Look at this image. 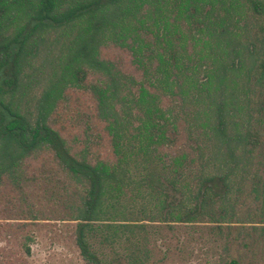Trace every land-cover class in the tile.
I'll list each match as a JSON object with an SVG mask.
<instances>
[{
    "label": "trees",
    "instance_id": "1",
    "mask_svg": "<svg viewBox=\"0 0 264 264\" xmlns=\"http://www.w3.org/2000/svg\"><path fill=\"white\" fill-rule=\"evenodd\" d=\"M249 15L257 25L250 47L256 53L264 48V0H0V172L25 157L49 153L84 184L75 238L88 263L106 264L92 250L88 235L103 215L114 216L105 220L110 234L147 228L142 223L145 219L119 222L115 217L126 214L118 205L127 195L129 159L142 157L147 164L144 182L149 191L145 190L158 195V210L152 214H158L160 222L196 224L213 198L226 193V176H204L189 191L181 190L179 178L155 176L152 162L162 166L161 172L172 170L174 174L192 163L205 170L208 156L201 147L170 160L159 152L160 145L169 143V128L177 130L176 103L184 108L186 102H196L198 108L179 120L180 125L193 117V123L199 120L197 125L221 140L216 153L221 161L219 172L235 168L241 147H234L233 142L243 143L245 153L264 148V123L251 122L235 139L222 123L225 89L244 66L237 30ZM57 30L75 35L67 46L66 61L52 76L38 114L31 120L20 110L18 100L27 87L22 84L24 67L44 34ZM107 44L130 53L142 81L121 74L112 62L101 58V48ZM251 56L253 79L264 83V50ZM92 72L105 79L87 85ZM70 89H89L95 98L93 117L102 123V132L90 119L95 139L89 144L68 143L56 128L53 112L70 100ZM117 105L135 109L136 115L130 118ZM174 144L171 141L169 147ZM103 149L107 157H102ZM222 211L224 217L226 210ZM230 264L239 263L232 260Z\"/></svg>",
    "mask_w": 264,
    "mask_h": 264
},
{
    "label": "rangeland",
    "instance_id": "2",
    "mask_svg": "<svg viewBox=\"0 0 264 264\" xmlns=\"http://www.w3.org/2000/svg\"><path fill=\"white\" fill-rule=\"evenodd\" d=\"M248 17L237 30L244 66L233 74L223 99L222 123L233 139L251 122L264 123V83L253 79L255 61L251 56H259L264 48L256 53L250 51L257 25ZM74 35L61 30L45 33L36 54L24 67L22 84L27 87L24 93H19L18 100L20 110L31 120L38 114V105L52 76L59 72L62 61H66L67 46ZM101 51V58L112 62L116 71L138 82L143 80L129 52L112 44L103 46ZM100 77L105 79L102 74L92 72L87 85ZM130 87L131 83L126 90ZM68 93L70 100L62 102L52 113L58 120L56 128L63 131L68 143L89 144L95 139V129L89 127L90 119L98 132H102V123L93 117L95 98L89 89H70ZM176 104L179 120L187 119L192 109L198 111L196 102H186L184 108L182 103ZM117 110L128 113L130 118L131 114L136 115L135 109H121L117 105ZM192 118L181 125L178 120L177 130L169 128V143L160 145L159 152L170 160L182 152L193 154V149L201 147L208 156L204 172L199 163L185 165L178 174L172 170L161 172L162 166L154 162L150 166L155 168L158 178H179L181 190L186 191L195 188L204 176H226L227 184L223 186L226 193L213 198L196 224L160 222L159 215L152 214L158 210L155 206L158 195L148 192L144 182L147 164L142 157L129 159L127 195L118 205L126 214L115 217H119V222L145 219L142 223L147 228L138 233L110 234L105 220L114 216L103 215V221L96 222L88 235L92 250L106 264L131 261L134 264L137 261L138 264H230L232 260L239 264H264V148L245 153L243 143L233 142L234 147H241L235 168L232 170L230 166L228 172H219L221 161L216 153L221 140L211 130L197 125L199 120L193 123ZM171 141L175 144L169 147ZM102 157H107L106 149ZM84 190V184L49 153L25 157L16 166L0 172V264H90L82 257L75 238ZM108 210L111 211L110 207ZM222 210H226L224 217Z\"/></svg>",
    "mask_w": 264,
    "mask_h": 264
}]
</instances>
